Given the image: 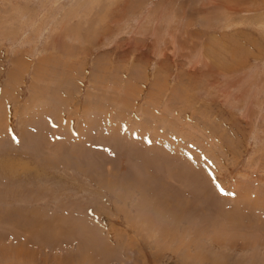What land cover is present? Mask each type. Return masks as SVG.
Instances as JSON below:
<instances>
[{"label": "rangeland", "instance_id": "1", "mask_svg": "<svg viewBox=\"0 0 264 264\" xmlns=\"http://www.w3.org/2000/svg\"><path fill=\"white\" fill-rule=\"evenodd\" d=\"M0 264H264V0H0Z\"/></svg>", "mask_w": 264, "mask_h": 264}, {"label": "crops", "instance_id": "2", "mask_svg": "<svg viewBox=\"0 0 264 264\" xmlns=\"http://www.w3.org/2000/svg\"><path fill=\"white\" fill-rule=\"evenodd\" d=\"M8 106H10V105H8ZM10 133H12V130H11V129H10V132H9V134H10Z\"/></svg>", "mask_w": 264, "mask_h": 264}]
</instances>
